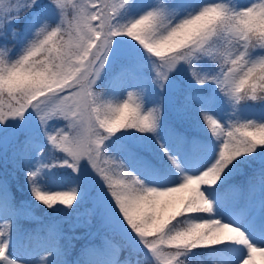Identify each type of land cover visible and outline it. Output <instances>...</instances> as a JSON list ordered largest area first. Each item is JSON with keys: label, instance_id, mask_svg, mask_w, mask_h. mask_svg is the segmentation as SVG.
Here are the masks:
<instances>
[{"label": "snow or ice", "instance_id": "snow-or-ice-1", "mask_svg": "<svg viewBox=\"0 0 264 264\" xmlns=\"http://www.w3.org/2000/svg\"><path fill=\"white\" fill-rule=\"evenodd\" d=\"M0 42V151L136 257L105 236L74 264H264V0H0ZM24 207L0 179V264H33ZM63 238L34 264H70Z\"/></svg>", "mask_w": 264, "mask_h": 264}, {"label": "trees", "instance_id": "trees-1", "mask_svg": "<svg viewBox=\"0 0 264 264\" xmlns=\"http://www.w3.org/2000/svg\"><path fill=\"white\" fill-rule=\"evenodd\" d=\"M245 0H238V2H243ZM258 2V0H256ZM2 42H0V47H4ZM7 47H12V42L9 41ZM99 92L100 89H97ZM152 105H147L151 107ZM58 126H61V122H57ZM12 148L9 147L7 150V156L0 151V179H6L8 181L10 190L14 195L17 205H21L25 202L30 203L29 207H24L20 210V220L19 227L24 233H34L38 237H45L47 234L48 226L56 222L59 224L63 232V239L60 241L63 246L66 255L63 257L70 262L76 261L81 256V250L85 245L89 244H99L103 237L107 236L114 244L120 246L119 259L124 261L125 258H130L133 261L136 259L135 256L129 257L128 250L124 247V240L121 235L108 232L106 229L102 228L100 225V220L93 217L92 224L90 227H77L73 229V225L76 217L75 212L64 211L55 212L51 209H47L46 206L37 204L35 202L28 190L24 185L23 172L15 167L11 160ZM57 156L63 155L57 151ZM7 161V162H6ZM101 166H104L101 164ZM70 171V170H69ZM117 175L114 179H120V172L122 170H115ZM247 180L246 175H237L231 181L236 184H243ZM67 191L69 189H59ZM83 211V207L80 209ZM69 237H73L69 239ZM79 237V239H76ZM196 255L191 257L189 264H216L215 257L209 252L204 250H196ZM143 264V262H142Z\"/></svg>", "mask_w": 264, "mask_h": 264}, {"label": "rangeland", "instance_id": "rangeland-1", "mask_svg": "<svg viewBox=\"0 0 264 264\" xmlns=\"http://www.w3.org/2000/svg\"><path fill=\"white\" fill-rule=\"evenodd\" d=\"M96 218H98L99 220V217ZM0 229L8 231V225H6L2 219H0ZM12 252L14 256H18L20 258L21 262H23L24 260H28L32 261L34 264V262L39 259L41 255H44L43 240H32L31 242L24 240L16 247H14L12 249ZM74 262H70V264H74Z\"/></svg>", "mask_w": 264, "mask_h": 264}]
</instances>
